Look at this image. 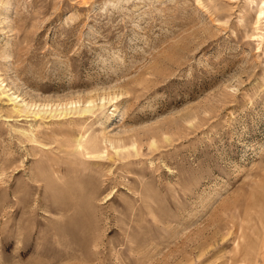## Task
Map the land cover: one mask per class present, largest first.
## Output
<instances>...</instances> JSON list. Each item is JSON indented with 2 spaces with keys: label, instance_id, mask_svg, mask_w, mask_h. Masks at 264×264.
<instances>
[{
  "label": "rangeland",
  "instance_id": "rangeland-1",
  "mask_svg": "<svg viewBox=\"0 0 264 264\" xmlns=\"http://www.w3.org/2000/svg\"><path fill=\"white\" fill-rule=\"evenodd\" d=\"M0 264H264V0H0Z\"/></svg>",
  "mask_w": 264,
  "mask_h": 264
},
{
  "label": "bare ground",
  "instance_id": "bare-ground-1",
  "mask_svg": "<svg viewBox=\"0 0 264 264\" xmlns=\"http://www.w3.org/2000/svg\"><path fill=\"white\" fill-rule=\"evenodd\" d=\"M260 12H262V10H261ZM260 14H261V13H260Z\"/></svg>",
  "mask_w": 264,
  "mask_h": 264
}]
</instances>
